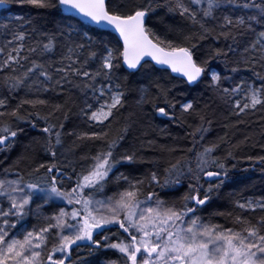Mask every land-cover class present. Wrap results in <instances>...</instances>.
Returning a JSON list of instances; mask_svg holds the SVG:
<instances>
[{"label":"snow or ice","instance_id":"1","mask_svg":"<svg viewBox=\"0 0 264 264\" xmlns=\"http://www.w3.org/2000/svg\"><path fill=\"white\" fill-rule=\"evenodd\" d=\"M13 4L37 17L4 15ZM0 10V264H264V195L228 193L224 223L201 214L239 163L228 130L259 114L264 136V0ZM200 85L210 102L185 95ZM218 111L226 131L208 142ZM159 117L187 143L138 130Z\"/></svg>","mask_w":264,"mask_h":264},{"label":"trees","instance_id":"2","mask_svg":"<svg viewBox=\"0 0 264 264\" xmlns=\"http://www.w3.org/2000/svg\"><path fill=\"white\" fill-rule=\"evenodd\" d=\"M4 15H23L26 17H37V11L27 5L21 6L19 4H13L11 13H4ZM2 18L3 17L0 16V19ZM48 19L50 20L51 18ZM175 22L179 23V20L177 19ZM213 69L217 71L224 70L223 65L219 62L213 64ZM185 95L198 97L201 104H203L205 102H210L211 94H205V86L200 85L191 93L185 92ZM129 103H132L131 99L129 100ZM224 115L225 114L222 112H217V116L215 118L216 122L214 123L212 131L208 136V142H213L217 139V137L223 136L225 134L226 130L222 127ZM246 119V124L228 130V134L232 138L233 142L240 143V151L238 153L239 163L237 168L232 173V179L227 183L226 187L222 189L223 195L220 197H214L213 201L210 203L207 209L201 213L205 217L213 216V222H225L223 217L214 216V214L216 212L228 211L230 209L231 205L227 200L228 193H235L242 197L248 196L257 198L261 195H264V171H261V168L259 166L252 168V162L245 159V157L248 155H264V149L261 148V145H264V136H261L262 128L259 123H254V121L259 120V114L250 116ZM148 123H151V125L153 126L149 131L151 132L152 137L157 139L158 142H165V138L159 134V128H167L172 136L180 138L178 141L179 143H187V141L184 139L185 129L179 128L175 124H170L163 117H159L151 121H145V125L138 126V130L146 127ZM77 126H80V121L77 119L75 112L70 113L69 120L66 122L67 129L72 130ZM28 132L29 135L23 137L20 146L15 150L14 153L10 154L12 159H15V156L23 150V145L27 144L31 137L37 135V130L28 129ZM134 134H139V131ZM245 137H250L251 139L247 143H244ZM0 159H3V157L0 156ZM120 171L127 173L129 169L120 168ZM181 194L182 192H177L174 195L179 196ZM93 259L96 258L94 257ZM99 259L102 261L104 257L100 256Z\"/></svg>","mask_w":264,"mask_h":264}]
</instances>
